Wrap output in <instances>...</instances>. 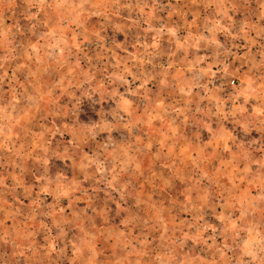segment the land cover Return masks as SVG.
I'll return each mask as SVG.
<instances>
[{
  "label": "rangeland",
  "instance_id": "obj_1",
  "mask_svg": "<svg viewBox=\"0 0 264 264\" xmlns=\"http://www.w3.org/2000/svg\"><path fill=\"white\" fill-rule=\"evenodd\" d=\"M0 264H264V0H0Z\"/></svg>",
  "mask_w": 264,
  "mask_h": 264
},
{
  "label": "crops",
  "instance_id": "obj_2",
  "mask_svg": "<svg viewBox=\"0 0 264 264\" xmlns=\"http://www.w3.org/2000/svg\"><path fill=\"white\" fill-rule=\"evenodd\" d=\"M180 118H181V115L180 113H178V115ZM191 123V122H190ZM214 128V127H213ZM212 126H207L206 127V133H203V137H204V140H202L203 142H205V140L207 139L206 137H213L211 136V134L213 133V135L217 134L214 130H213ZM188 132L191 134L190 136H199L201 132H199L197 129L195 128H191L189 127L188 129ZM211 132V133H210ZM153 137V136H152ZM199 143H201L200 140H190V146L188 147L189 149L192 148V149H195V147H197V145H199ZM158 148H161L160 146ZM180 149H182L183 147H178Z\"/></svg>",
  "mask_w": 264,
  "mask_h": 264
}]
</instances>
